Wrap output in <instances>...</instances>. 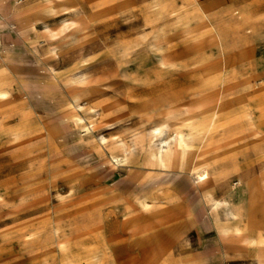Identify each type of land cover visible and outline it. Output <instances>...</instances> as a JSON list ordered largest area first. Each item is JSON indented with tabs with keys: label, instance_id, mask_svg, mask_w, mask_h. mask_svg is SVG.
Segmentation results:
<instances>
[{
	"label": "rangeland",
	"instance_id": "374dc122",
	"mask_svg": "<svg viewBox=\"0 0 264 264\" xmlns=\"http://www.w3.org/2000/svg\"><path fill=\"white\" fill-rule=\"evenodd\" d=\"M262 17L264 0H0V38L16 55H0L11 89L0 101V264H258L230 237L239 202L244 216L251 200L264 211ZM220 94L213 138L245 135L207 195L191 173L204 140L194 128ZM161 138L183 144L174 168L150 156Z\"/></svg>",
	"mask_w": 264,
	"mask_h": 264
},
{
	"label": "bare ground",
	"instance_id": "6f19581e",
	"mask_svg": "<svg viewBox=\"0 0 264 264\" xmlns=\"http://www.w3.org/2000/svg\"><path fill=\"white\" fill-rule=\"evenodd\" d=\"M231 5L226 6V7L224 6L223 9L227 8V7L232 8ZM76 8H78V7H76ZM204 15L211 21L212 26L215 29L218 37L222 40L223 43H225L223 37L221 36L220 32L218 31L217 27L214 25V23L212 22V20L210 19V17L208 16L206 11H204ZM90 16L88 18H90ZM101 18H103V17H101ZM93 21H95V20H93ZM0 22H1V18H0ZM0 25H1V23H0ZM1 54H4L5 56H7V58H12L15 55V51L11 46L4 44L2 39L0 38V55ZM222 58L223 59L221 61V64H222V68H224L228 65V58H229L226 49L223 50ZM13 63H14V61H13ZM261 82H264L263 78H262ZM261 90H264V85L261 87ZM10 97H11V89L8 85L7 74L4 70H1V68H0V101L7 102ZM223 97H224L223 94H220L218 96V99H217L215 106H214L215 115L210 120L207 119V120L202 121L200 124L197 125L196 128H194L197 132L203 133L204 140L200 144L198 151L196 153V159L194 160L195 163H194V167H193L191 173H192V177L196 176L195 186L199 190L205 189L207 195H211L209 193V189H210L209 188V183H210L209 180H210V177L213 173H216V175H215L216 176V184L218 186H224L223 180L225 178V174L221 170V166L219 165V163L221 162L222 159H224L225 156L230 154L229 150L233 146L235 147V145H237V143H238L237 140L245 135V131L243 130V128L236 126L229 136H226V137L215 136L217 138H215V139L213 138L215 133L219 132L218 128H219L220 122L222 120V117L224 115L225 108H226L225 104L222 102ZM257 101H260V100H257ZM242 108L244 109V111L249 110L248 109L249 106L243 105ZM246 116L248 117L247 121L250 124V126L252 127V131L255 133L258 132V129L255 128L256 122H255L254 118L250 115H246ZM91 128H93V125ZM89 130L90 129H87V131H89ZM114 144H115V142H114ZM137 146H138V144L135 145V147H137ZM182 149H183L182 142L177 141V142L171 143L169 141V139L161 138L159 140V143L155 144V147H153V149H151L149 153H150L151 158L160 167H163V168H172L173 167L174 168L175 158L177 157L178 154H180ZM120 152H121V157L123 158V160L124 161L127 160L128 155L132 152L131 146L123 143L120 146ZM112 159L114 161H116L117 163L119 162V159L116 156H112ZM239 181L241 182V180H239ZM157 200L158 199L156 197L152 198L150 200L145 199V200L141 201L140 204L144 209H147L149 207V203H151V202L155 203ZM240 204L241 203L239 202L238 205H236L232 208L233 216L235 218L239 219L238 220L239 227H236V231H235L234 235L231 236L230 238L235 239L248 252L249 251L252 252L253 258L256 260V262L258 264H264V226H263V222L261 220V214L263 215L264 211H263V209H257L254 206V200H251L250 210L247 213V215L244 216V214H242V212H241V208L239 207ZM139 207H140V205H139ZM262 208H263V206H262ZM134 215H136V214H134ZM245 217L247 219V225L245 227H241L242 219ZM222 235H223V237H228L229 233L227 230H224L222 232ZM149 246H147V247L143 246L142 242H140V244L138 245L139 250H140L139 252L141 253V252L145 251V253H146L145 257L147 259L150 258L152 255V252H151L152 248H151V246L149 248ZM133 262H134V264H140L139 260H137L136 258L134 259Z\"/></svg>",
	"mask_w": 264,
	"mask_h": 264
},
{
	"label": "crops",
	"instance_id": "0c3cea01",
	"mask_svg": "<svg viewBox=\"0 0 264 264\" xmlns=\"http://www.w3.org/2000/svg\"><path fill=\"white\" fill-rule=\"evenodd\" d=\"M231 6H232V9H236L237 10V7H238L237 4L233 3ZM239 11H243L244 12V11H246V9H245V7L241 6V8H239ZM261 19L264 20V17H262ZM260 94L264 98V90H261V88H260ZM260 104L264 105V99L261 100ZM262 115H264V110H263Z\"/></svg>",
	"mask_w": 264,
	"mask_h": 264
}]
</instances>
